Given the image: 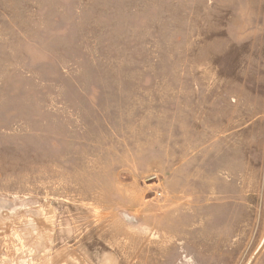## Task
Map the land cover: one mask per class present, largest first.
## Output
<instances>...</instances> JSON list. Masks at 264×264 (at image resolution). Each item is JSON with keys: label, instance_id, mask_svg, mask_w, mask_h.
Here are the masks:
<instances>
[{"label": "rangeland", "instance_id": "374dc122", "mask_svg": "<svg viewBox=\"0 0 264 264\" xmlns=\"http://www.w3.org/2000/svg\"><path fill=\"white\" fill-rule=\"evenodd\" d=\"M0 264H264V0H0Z\"/></svg>", "mask_w": 264, "mask_h": 264}]
</instances>
